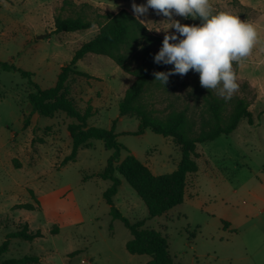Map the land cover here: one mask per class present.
Here are the masks:
<instances>
[{
  "label": "rangeland",
  "instance_id": "rangeland-1",
  "mask_svg": "<svg viewBox=\"0 0 264 264\" xmlns=\"http://www.w3.org/2000/svg\"><path fill=\"white\" fill-rule=\"evenodd\" d=\"M70 1L88 3L102 14L126 9L133 15L132 4L146 2ZM210 2L214 12L232 13L257 27L259 42L248 57L233 64L238 89L231 97L249 99L253 124L242 119L230 135L197 146L198 172L187 177L183 203L165 215L149 218L144 202L118 173L121 186L113 201L131 222L145 221L143 229L166 237L176 264H264V0ZM62 4L63 0H0V60L33 73L32 80L41 89L53 87L75 51L98 33V27H93L54 34V17ZM139 19L153 35L164 39L165 33L155 30L166 28L167 18L150 9ZM175 19L186 25L200 23ZM161 47L154 51L158 53ZM76 67L91 78L70 76L65 96L81 112L92 107L89 126L108 130L116 121L117 141L127 149L119 163L130 153L155 176L174 172L181 151L173 140L150 129L134 135L137 117L119 114V102L134 78L104 56L87 55ZM170 78L174 83L168 91L152 89L145 95L159 114L186 109L197 117L209 92L224 98L219 88L202 87L193 70ZM31 91L18 72L0 71V245L25 223L43 237L32 242L11 240L0 262L24 256L38 257L37 264H142L150 260L147 255L127 252L125 242L132 236L110 215L103 198L111 182L98 175L113 151L91 140L78 150L74 162L62 165L71 152L67 126L74 120L64 113L53 118L33 113L27 100ZM25 204L35 209L15 208ZM73 252L78 254L71 256Z\"/></svg>",
  "mask_w": 264,
  "mask_h": 264
},
{
  "label": "trees",
  "instance_id": "trees-1",
  "mask_svg": "<svg viewBox=\"0 0 264 264\" xmlns=\"http://www.w3.org/2000/svg\"><path fill=\"white\" fill-rule=\"evenodd\" d=\"M64 12H67V15H63ZM93 27H98V33L75 51L70 63L61 68L53 87L41 89L32 80L33 73L1 60L0 71L18 72L27 80L32 89L27 100L33 113L45 118H53L58 113H64L74 120L67 126L68 136L72 142L71 152L64 158L62 165L74 162L78 150L91 140L97 139L103 142L105 149L113 151L104 171L98 176L104 181L111 182V186L103 193V198L110 208V215L120 220L132 236L125 245L127 252L131 255L149 256L150 260L146 264H176L169 255L166 237L157 231L143 229L145 221L131 222L115 207L113 198L121 186V180L115 173L122 176L144 202L149 218L165 215L183 203L187 177L198 172L197 146L222 135H230L242 119H246L250 125L253 124L249 99L239 96L225 99L209 92L197 117L188 114L186 109H171L165 114H159L149 105L145 95L152 89L168 91L174 83L170 77L165 85L155 80V72H167L172 68V65L154 63V55L157 54L154 47L162 46L163 39L153 35L140 19L137 20L136 16L126 9L102 14L88 3L77 5L70 0H63L59 13L54 17V34L85 31ZM87 55L107 57L124 73L134 78L119 102V114L137 117L139 127L134 135H142L145 130L150 129L155 134L173 140L181 151V160L174 172L155 176L130 153L119 163L122 151L127 149L117 141L116 121L108 130L89 126L88 119L93 116L92 107L88 105L81 112L71 99L66 98V83L70 76L91 78L76 67ZM140 57L141 60L138 62ZM133 63H136V66H133ZM253 95L255 96L254 93ZM27 125L28 120H25L24 126ZM15 208L34 210L35 206L25 204ZM41 237L43 235L40 231L31 232L25 223L21 229L6 236L0 245V257L8 251L10 241L13 239L32 242ZM76 254L78 252H73L71 256ZM38 262L36 256H24L19 259H7L0 264Z\"/></svg>",
  "mask_w": 264,
  "mask_h": 264
},
{
  "label": "clouds",
  "instance_id": "clouds-1",
  "mask_svg": "<svg viewBox=\"0 0 264 264\" xmlns=\"http://www.w3.org/2000/svg\"><path fill=\"white\" fill-rule=\"evenodd\" d=\"M150 9L167 18L168 25L155 30L165 35L154 63L172 65L167 72H155V80L165 85L170 76H183L193 70L199 74L202 87L219 88L222 97L231 99L238 89L233 64L248 57L259 42L257 27L232 13L214 12L210 0H146L132 4L137 20ZM175 17L198 19L200 23L186 25ZM170 29L174 30L171 34Z\"/></svg>",
  "mask_w": 264,
  "mask_h": 264
},
{
  "label": "crops",
  "instance_id": "crops-1",
  "mask_svg": "<svg viewBox=\"0 0 264 264\" xmlns=\"http://www.w3.org/2000/svg\"><path fill=\"white\" fill-rule=\"evenodd\" d=\"M254 85H255V84H254ZM130 240H131V239H130ZM127 242H128V240L125 242V244H126ZM131 260H132V259H130L129 261L132 262ZM147 262H148V260H145V261H143L142 264H146Z\"/></svg>",
  "mask_w": 264,
  "mask_h": 264
}]
</instances>
